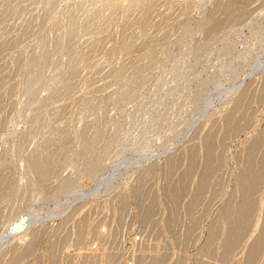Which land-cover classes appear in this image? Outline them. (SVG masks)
Returning <instances> with one entry per match:
<instances>
[{"label":"rangeland","instance_id":"374dc122","mask_svg":"<svg viewBox=\"0 0 264 264\" xmlns=\"http://www.w3.org/2000/svg\"><path fill=\"white\" fill-rule=\"evenodd\" d=\"M104 222L264 264V0H0V264Z\"/></svg>","mask_w":264,"mask_h":264},{"label":"built area","instance_id":"2783aa9c","mask_svg":"<svg viewBox=\"0 0 264 264\" xmlns=\"http://www.w3.org/2000/svg\"><path fill=\"white\" fill-rule=\"evenodd\" d=\"M98 227L90 239L78 243L77 251L66 253L61 264H162L156 255L145 254L149 244L145 231L128 232L108 222Z\"/></svg>","mask_w":264,"mask_h":264},{"label":"bare ground","instance_id":"6f19581e","mask_svg":"<svg viewBox=\"0 0 264 264\" xmlns=\"http://www.w3.org/2000/svg\"><path fill=\"white\" fill-rule=\"evenodd\" d=\"M231 2V1H230Z\"/></svg>","mask_w":264,"mask_h":264}]
</instances>
